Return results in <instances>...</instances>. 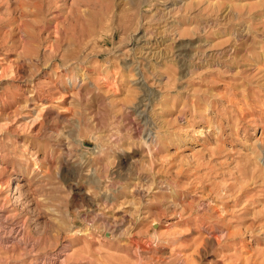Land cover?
I'll use <instances>...</instances> for the list:
<instances>
[{
  "label": "rangeland",
  "instance_id": "374dc122",
  "mask_svg": "<svg viewBox=\"0 0 264 264\" xmlns=\"http://www.w3.org/2000/svg\"><path fill=\"white\" fill-rule=\"evenodd\" d=\"M0 178V264H264V0H0Z\"/></svg>",
  "mask_w": 264,
  "mask_h": 264
},
{
  "label": "bare ground",
  "instance_id": "6f19581e",
  "mask_svg": "<svg viewBox=\"0 0 264 264\" xmlns=\"http://www.w3.org/2000/svg\"><path fill=\"white\" fill-rule=\"evenodd\" d=\"M22 152L24 154V151H22ZM6 184H7L6 181L3 180L2 178H0V189L3 186H5ZM9 222H10V220H9ZM24 237H25V234H24L23 225L9 224L7 218L4 217V215L0 212V248L3 246L8 247V245L23 243L24 239H25ZM65 248H66V246H64L63 250L61 249L57 254L62 255ZM52 260H54V261H52ZM48 262H49L48 264H61V263H63L62 260L59 261L58 259H55L52 257L50 259H48Z\"/></svg>",
  "mask_w": 264,
  "mask_h": 264
}]
</instances>
